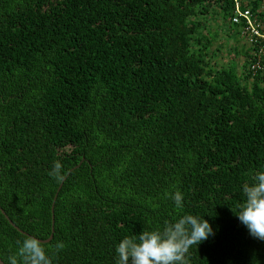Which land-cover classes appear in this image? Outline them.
Instances as JSON below:
<instances>
[{"label":"trees","instance_id":"1","mask_svg":"<svg viewBox=\"0 0 264 264\" xmlns=\"http://www.w3.org/2000/svg\"><path fill=\"white\" fill-rule=\"evenodd\" d=\"M213 4L228 21L233 0H0V209L47 238L62 165L52 264H116L125 236L185 214L214 232L188 264H264L235 215L264 170V73L250 76L247 48L238 74L212 62L196 18ZM25 237L0 212L5 264Z\"/></svg>","mask_w":264,"mask_h":264},{"label":"clouds","instance_id":"2","mask_svg":"<svg viewBox=\"0 0 264 264\" xmlns=\"http://www.w3.org/2000/svg\"><path fill=\"white\" fill-rule=\"evenodd\" d=\"M49 175L58 183L62 182V165L56 162ZM242 191L245 199L235 215L252 237L264 240V170L255 172L252 182L244 184ZM170 198L177 208L183 207L181 192L171 193ZM211 235L214 232L208 220L185 214L166 224L162 231L145 230L138 235L125 236L116 247V264H188L189 249ZM18 243V250L8 257V264H52L37 238L28 236ZM54 248L56 252L63 249V242L58 241ZM253 264L258 261L254 259Z\"/></svg>","mask_w":264,"mask_h":264},{"label":"rangeland","instance_id":"3","mask_svg":"<svg viewBox=\"0 0 264 264\" xmlns=\"http://www.w3.org/2000/svg\"><path fill=\"white\" fill-rule=\"evenodd\" d=\"M196 19L206 27L203 32H206L208 38L212 40L211 50L217 52L214 58L210 56L215 66L227 65L230 59L235 60V73L238 74V71L241 69L240 63L245 60L243 49H249L244 42V38L238 34L234 25L227 20L221 19L218 14V5L216 4L211 5L208 13L204 17H198ZM204 19L206 20L204 21ZM210 55H212L211 52ZM229 65L234 64L230 62Z\"/></svg>","mask_w":264,"mask_h":264},{"label":"built area","instance_id":"4","mask_svg":"<svg viewBox=\"0 0 264 264\" xmlns=\"http://www.w3.org/2000/svg\"><path fill=\"white\" fill-rule=\"evenodd\" d=\"M228 21L236 26L238 34L249 47L247 71L250 76L256 72L264 73V8L253 9L251 5L241 6L239 0H233Z\"/></svg>","mask_w":264,"mask_h":264},{"label":"water","instance_id":"5","mask_svg":"<svg viewBox=\"0 0 264 264\" xmlns=\"http://www.w3.org/2000/svg\"><path fill=\"white\" fill-rule=\"evenodd\" d=\"M78 164H76L75 165V167L77 166ZM64 180V179H63ZM61 183L62 182H60L59 184H58V188H57V191H56V193H54V195H53V200H52V203H51V206H50V217H51V226H50V230H51V232H50V234H49V236L47 237V238H45V239H38V240H40L41 241V243H45V242H47L48 240H50V238H51V236H52V230H53V214H52V206H53V201H54V199H55V197H56V194L58 193V191H59V189L61 188L60 186H61ZM0 212L2 213V215L6 218V220L16 229V230H19V231H21L22 233H24V234H26V235H28V236H30L29 234H27V233H25V232H23L22 230H20L19 228L17 229L12 223H11V221L7 218V216L3 213V211L0 209ZM33 237V236H32ZM0 264H5V262L4 261H2L1 259H0Z\"/></svg>","mask_w":264,"mask_h":264},{"label":"bare ground","instance_id":"6","mask_svg":"<svg viewBox=\"0 0 264 264\" xmlns=\"http://www.w3.org/2000/svg\"><path fill=\"white\" fill-rule=\"evenodd\" d=\"M241 36V35H240ZM241 38V37H240ZM241 46H242V44H241Z\"/></svg>","mask_w":264,"mask_h":264},{"label":"crops","instance_id":"7","mask_svg":"<svg viewBox=\"0 0 264 264\" xmlns=\"http://www.w3.org/2000/svg\"><path fill=\"white\" fill-rule=\"evenodd\" d=\"M244 49H245V48H244ZM244 49H243V50H244Z\"/></svg>","mask_w":264,"mask_h":264}]
</instances>
